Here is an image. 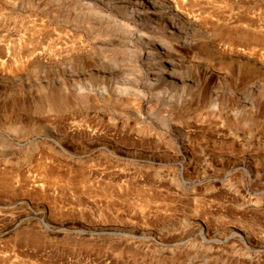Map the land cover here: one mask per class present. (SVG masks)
<instances>
[{"label":"rangeland","instance_id":"374dc122","mask_svg":"<svg viewBox=\"0 0 264 264\" xmlns=\"http://www.w3.org/2000/svg\"><path fill=\"white\" fill-rule=\"evenodd\" d=\"M157 1L0 0V264H264V0Z\"/></svg>","mask_w":264,"mask_h":264},{"label":"bare ground","instance_id":"6f19581e","mask_svg":"<svg viewBox=\"0 0 264 264\" xmlns=\"http://www.w3.org/2000/svg\"><path fill=\"white\" fill-rule=\"evenodd\" d=\"M38 1L39 0H27L28 3L34 5L37 4ZM138 1L139 3L136 4V2ZM101 2L107 6L121 8L122 11H128L133 18L149 26L153 24V22L155 21L154 19H159V23L161 22V24L165 27L162 30L167 33L178 31V28L172 22V19L168 16V14H166V12H168L167 9H163L158 4L157 0H101ZM70 14L71 12L69 10H63V12L61 13V15H64V17L66 18H70ZM75 17L78 22H86L85 27H82L88 33H91L95 30H105L104 24L111 21L110 19H107V17L101 15L100 13H97V11H95L93 8L84 6L81 7V13L77 12ZM112 26L116 27L117 24H113ZM77 27L79 28L80 24ZM156 27H158V23L156 24ZM153 39L154 38L147 41L148 45H150V43H156V41H152ZM150 46H148L150 50H148L146 54V60L148 61V63L153 62L152 64H154L157 62H161V66H163L162 69H168L172 67L170 62H165L168 58V54L167 52H165L164 48H162L161 51H156L155 48H152Z\"/></svg>","mask_w":264,"mask_h":264}]
</instances>
